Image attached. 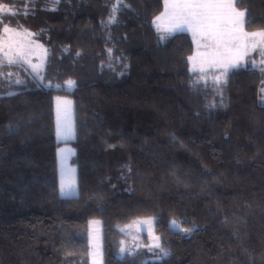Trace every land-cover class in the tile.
<instances>
[{
  "label": "trees",
  "instance_id": "16d2710c",
  "mask_svg": "<svg viewBox=\"0 0 264 264\" xmlns=\"http://www.w3.org/2000/svg\"><path fill=\"white\" fill-rule=\"evenodd\" d=\"M234 3L264 30V0ZM163 5L0 0V34L46 48L40 76L0 58V264H264V71L202 79ZM143 216L169 255L120 252Z\"/></svg>",
  "mask_w": 264,
  "mask_h": 264
},
{
  "label": "snow or ice",
  "instance_id": "6c2138e0",
  "mask_svg": "<svg viewBox=\"0 0 264 264\" xmlns=\"http://www.w3.org/2000/svg\"><path fill=\"white\" fill-rule=\"evenodd\" d=\"M169 7L171 8V22L163 31L169 35L185 30L191 31L198 47L201 46L200 41H207L208 43L203 46L206 48L211 47L214 51L210 54H205L203 62L208 63L210 67H219L220 75L213 77L216 83H220L221 77L226 78L230 70L243 66L249 47L255 50L258 45L264 46V30L252 33L245 32L244 27L248 23L245 19L246 13L245 11L237 10L234 0H174L171 5L166 0V15ZM116 10V8H113V13ZM0 12L16 15V12L7 6H0ZM160 19L161 17L156 18L157 21ZM115 20V15H113L108 23H115ZM3 31L7 33L11 29L5 24ZM160 38L163 40L166 37L162 35ZM256 38H259V40L257 41ZM4 58L9 65L25 61L22 52H16L11 56L5 52ZM194 59V57H189V60ZM255 66V62H253V67ZM32 68L33 71H36L37 66L32 65ZM261 70L264 71V69ZM200 71L204 72V69L201 68ZM19 82L17 81V83ZM68 83L71 85L73 82L69 81ZM262 104H264V98H262ZM212 106L215 107L214 104ZM61 193L65 194V186L63 184L61 185ZM172 226H176L175 221L172 222ZM149 248L160 249L164 255H169L161 247L159 237H155L154 243L149 245ZM125 251L127 250L121 247L120 252L124 253Z\"/></svg>",
  "mask_w": 264,
  "mask_h": 264
},
{
  "label": "rangeland",
  "instance_id": "374dc122",
  "mask_svg": "<svg viewBox=\"0 0 264 264\" xmlns=\"http://www.w3.org/2000/svg\"><path fill=\"white\" fill-rule=\"evenodd\" d=\"M174 0H168V4L171 5ZM238 10V9H237ZM168 14L166 15V0H164L163 10L159 15H157L153 19V26L157 31H159L161 34H164L166 32L163 31L165 27H167L171 22V8H168ZM242 11V10H240ZM157 17H161L159 21L156 20ZM156 21V23H154ZM159 25V29H158ZM11 31L5 33L2 29V33L0 34V58H4V53L7 52L9 56L14 55L16 52H22L25 57V61L22 62L24 65H26L32 73H34L37 76H40L44 64H45V58H46V48L34 38L33 33L29 30L22 29V28H13L9 27ZM194 41L195 45V51L193 57L194 60H191L192 64L191 67L193 70L195 69L198 71L201 75L202 79L205 78H212L214 76L220 75L219 67H210L208 63L203 62V58L205 54H210L214 51L211 47H204L203 45L205 43H208L207 41H200V45L198 47L197 42L193 38V34L191 31H187ZM245 31V30H244ZM261 30H256L254 32H259ZM246 32V31H245ZM252 33V32H248ZM199 39V37H197ZM257 41L259 38H256ZM6 60V59H5ZM264 46L258 45L255 50H252L251 47H249L248 55L244 58V64L243 65H253V62H255V67H258L260 69H264ZM196 66H195V65ZM32 65H36L37 69L36 71H33ZM203 68L204 72H201L200 69ZM194 70V71H195ZM224 80V77H221V81ZM69 87V83H67ZM261 93V102L262 98H264V84L260 89ZM176 222V226L174 228L182 229L180 228V224L176 220H171L170 225L172 226V222ZM119 229L124 232V234L128 237V240L125 244V253H130L134 251L137 248L146 247L148 250L158 251L163 254V252L160 251V249L149 248V245L153 244L155 241V237H158L156 233L154 232V217L153 216H143V217H137L130 222H127L125 224L119 225ZM173 227V226H172ZM185 231V229H182ZM187 231V230H186ZM164 249V248H163ZM165 252H167L166 249H164Z\"/></svg>",
  "mask_w": 264,
  "mask_h": 264
},
{
  "label": "crops",
  "instance_id": "0c3cea01",
  "mask_svg": "<svg viewBox=\"0 0 264 264\" xmlns=\"http://www.w3.org/2000/svg\"><path fill=\"white\" fill-rule=\"evenodd\" d=\"M247 32V31H246ZM252 32H254V31H252ZM193 40V39H192ZM194 51H195V45H194V41H193V52H192V54L190 55V57H193V55H194ZM190 63H192L191 62V60H190ZM192 65V64H191ZM195 65V64H194ZM196 66V65H195Z\"/></svg>",
  "mask_w": 264,
  "mask_h": 264
}]
</instances>
